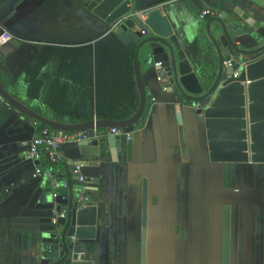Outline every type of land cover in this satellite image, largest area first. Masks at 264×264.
Wrapping results in <instances>:
<instances>
[{
  "label": "crops",
  "instance_id": "obj_1",
  "mask_svg": "<svg viewBox=\"0 0 264 264\" xmlns=\"http://www.w3.org/2000/svg\"><path fill=\"white\" fill-rule=\"evenodd\" d=\"M230 1L251 13L244 0ZM214 2L169 0L161 9L185 43L193 40L199 15ZM1 28L13 39L1 45L0 81L17 102L45 118L38 108L53 115L80 110L87 89H93L96 101V45L113 32L81 0H0V35ZM117 36L125 44L141 42L131 31ZM139 61L149 110L131 133L132 159L124 148L122 160L114 162L107 135L88 147L73 143L59 151L65 163L56 166L59 178L67 182L70 174L76 195L81 184L74 168L82 166L101 225L96 240L84 247L85 257L70 264H141L144 181L147 264H222L225 206L231 207L230 264H264V164L212 163L204 123L170 92L146 49ZM45 119L69 126L56 117ZM8 124L0 127V151L12 149L30 160V142L44 126L36 123L34 135H8ZM35 168L25 164L0 189V264H40L12 221L18 200L49 187L34 177ZM13 183L20 190L9 194Z\"/></svg>",
  "mask_w": 264,
  "mask_h": 264
},
{
  "label": "water",
  "instance_id": "obj_2",
  "mask_svg": "<svg viewBox=\"0 0 264 264\" xmlns=\"http://www.w3.org/2000/svg\"><path fill=\"white\" fill-rule=\"evenodd\" d=\"M81 1L108 27L123 21L117 35L131 31L141 40L135 55L141 91L140 110L127 122L98 121L99 128L118 127L126 133H133L134 126L143 118L147 95L139 55L146 49L151 59L160 63L158 70L168 81L170 92L189 103L199 121L204 123L212 163L264 164V0H244L251 13L230 0H215L217 14L202 20L193 40L185 43L169 16L163 13L161 5L139 11L136 0ZM142 31L149 36L145 37ZM2 57L0 44V66ZM226 62H231L232 66L227 68ZM237 71L239 77L231 78ZM6 123H9L8 135L24 132L34 135L36 123L52 130L84 131L93 128V122L65 126L35 114L17 102L0 81V127ZM108 143L114 162L122 160L124 148L128 159H132V140L125 143L122 137L110 135ZM79 145L88 147L91 144L83 141ZM29 162L35 167L40 164V161L22 158L12 149L0 151V189ZM47 163L49 166L65 164ZM76 177L79 181V176ZM67 184V198L61 194L54 197L49 186L40 193H28L18 200L17 210L13 211V229L25 234V240L40 264H70L78 258L83 259L84 247L96 240L101 227L97 205L92 202L88 207L78 209L74 204L76 195L70 174L67 175ZM9 187L7 193L10 194L18 184L13 183ZM147 208L148 192L144 181L141 264H147ZM230 215L231 207L225 206L222 264H230Z\"/></svg>",
  "mask_w": 264,
  "mask_h": 264
},
{
  "label": "trees",
  "instance_id": "obj_3",
  "mask_svg": "<svg viewBox=\"0 0 264 264\" xmlns=\"http://www.w3.org/2000/svg\"><path fill=\"white\" fill-rule=\"evenodd\" d=\"M169 0H136L139 11L167 3ZM101 34H99L100 38ZM138 43L125 44L115 33L100 39L96 45V101L93 89H87V98L82 108L75 112L51 114L38 108L45 118L66 125H86L96 118L99 122H127L140 110L141 91L135 70V55ZM92 52V51H91ZM94 86L93 81L91 82ZM17 81L12 84L16 89ZM148 105L146 113H148ZM69 114V115H67ZM47 127V126H44ZM108 127H101L103 132ZM102 131V130H101ZM93 201L96 196L90 190Z\"/></svg>",
  "mask_w": 264,
  "mask_h": 264
},
{
  "label": "built area",
  "instance_id": "obj_4",
  "mask_svg": "<svg viewBox=\"0 0 264 264\" xmlns=\"http://www.w3.org/2000/svg\"><path fill=\"white\" fill-rule=\"evenodd\" d=\"M216 14L217 11L215 9H207L199 15V18L200 20H204ZM121 22L123 21L115 23L110 28L109 32L115 33ZM142 34L146 35V31H142ZM12 39V34L8 30L1 28L0 44L6 45ZM225 65L229 68L232 66V63L226 62ZM156 66H160V63H157ZM239 75L240 73L237 71L231 78L237 79ZM152 101L154 103L156 100L153 99ZM97 122L98 120L95 118L93 120V128L84 131L52 130L49 127H44L42 128L40 135L33 138L30 142L27 154L28 158L32 161H40V164L35 168L34 177L42 178L47 181L54 197L62 194L63 191H67L68 184L66 181L59 178L56 166H49L44 162V155H47L48 160L51 163L64 162V158L58 150L66 145L73 143L79 144L83 141L92 144L99 138H102V136L106 135L125 137L127 141L132 140L131 133H126L124 129L118 127L108 128L105 135H102L100 128L97 126ZM74 174L79 176V182L81 184L80 189L76 192L74 204L78 209L86 208L93 202L88 193L91 190V182L82 175L81 165L75 166ZM62 217H64V215H62Z\"/></svg>",
  "mask_w": 264,
  "mask_h": 264
},
{
  "label": "flooded vegetation",
  "instance_id": "obj_5",
  "mask_svg": "<svg viewBox=\"0 0 264 264\" xmlns=\"http://www.w3.org/2000/svg\"><path fill=\"white\" fill-rule=\"evenodd\" d=\"M215 5V3L214 4H212V6H214ZM213 9H215L216 10V8L215 7H213Z\"/></svg>",
  "mask_w": 264,
  "mask_h": 264
}]
</instances>
